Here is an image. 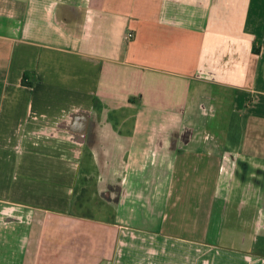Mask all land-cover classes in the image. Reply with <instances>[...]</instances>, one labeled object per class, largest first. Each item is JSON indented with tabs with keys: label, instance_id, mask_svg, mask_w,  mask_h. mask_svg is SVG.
<instances>
[{
	"label": "crops",
	"instance_id": "0c3cea01",
	"mask_svg": "<svg viewBox=\"0 0 264 264\" xmlns=\"http://www.w3.org/2000/svg\"><path fill=\"white\" fill-rule=\"evenodd\" d=\"M0 264H264V0H0Z\"/></svg>",
	"mask_w": 264,
	"mask_h": 264
},
{
	"label": "rangeland",
	"instance_id": "374dc122",
	"mask_svg": "<svg viewBox=\"0 0 264 264\" xmlns=\"http://www.w3.org/2000/svg\"><path fill=\"white\" fill-rule=\"evenodd\" d=\"M92 179H87L84 176L79 178V185L77 187V194L75 197V210L80 213H89L87 204L90 201L89 195L92 189Z\"/></svg>",
	"mask_w": 264,
	"mask_h": 264
},
{
	"label": "trees",
	"instance_id": "16d2710c",
	"mask_svg": "<svg viewBox=\"0 0 264 264\" xmlns=\"http://www.w3.org/2000/svg\"><path fill=\"white\" fill-rule=\"evenodd\" d=\"M255 51L257 52L258 49L255 48ZM25 77H26V73L23 74V77H22V80H21L22 83H23L24 85H27V84L29 85V84H31V82H30V81H27Z\"/></svg>",
	"mask_w": 264,
	"mask_h": 264
},
{
	"label": "built area",
	"instance_id": "2783aa9c",
	"mask_svg": "<svg viewBox=\"0 0 264 264\" xmlns=\"http://www.w3.org/2000/svg\"><path fill=\"white\" fill-rule=\"evenodd\" d=\"M126 36H127V38H129V39L132 38V37H133V33H132V31H128Z\"/></svg>",
	"mask_w": 264,
	"mask_h": 264
}]
</instances>
